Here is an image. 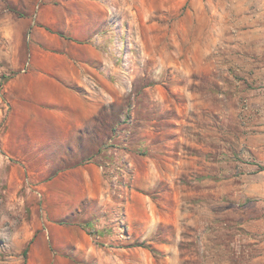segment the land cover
<instances>
[{
  "label": "rangeland",
  "instance_id": "374dc122",
  "mask_svg": "<svg viewBox=\"0 0 264 264\" xmlns=\"http://www.w3.org/2000/svg\"><path fill=\"white\" fill-rule=\"evenodd\" d=\"M0 264H264V0H0Z\"/></svg>",
  "mask_w": 264,
  "mask_h": 264
},
{
  "label": "trees",
  "instance_id": "16d2710c",
  "mask_svg": "<svg viewBox=\"0 0 264 264\" xmlns=\"http://www.w3.org/2000/svg\"><path fill=\"white\" fill-rule=\"evenodd\" d=\"M27 253V251L25 252V254Z\"/></svg>",
  "mask_w": 264,
  "mask_h": 264
}]
</instances>
